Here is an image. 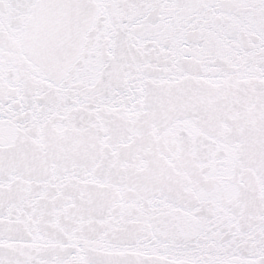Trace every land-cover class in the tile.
Returning <instances> with one entry per match:
<instances>
[{"label": "snow or ice", "instance_id": "obj_1", "mask_svg": "<svg viewBox=\"0 0 264 264\" xmlns=\"http://www.w3.org/2000/svg\"><path fill=\"white\" fill-rule=\"evenodd\" d=\"M0 264H264V0H0Z\"/></svg>", "mask_w": 264, "mask_h": 264}]
</instances>
